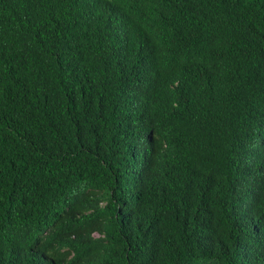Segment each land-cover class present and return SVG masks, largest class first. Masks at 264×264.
I'll list each match as a JSON object with an SVG mask.
<instances>
[{"label": "trees", "instance_id": "1", "mask_svg": "<svg viewBox=\"0 0 264 264\" xmlns=\"http://www.w3.org/2000/svg\"><path fill=\"white\" fill-rule=\"evenodd\" d=\"M0 264H264V0H0Z\"/></svg>", "mask_w": 264, "mask_h": 264}, {"label": "clouds", "instance_id": "2", "mask_svg": "<svg viewBox=\"0 0 264 264\" xmlns=\"http://www.w3.org/2000/svg\"><path fill=\"white\" fill-rule=\"evenodd\" d=\"M142 144H143V142H138V143L134 144L133 147H136L137 149H143ZM144 168H145L144 165L141 166L140 168L138 167V169H137L138 173L136 174L135 181H138L139 183H142L144 181V178L147 177L148 171L147 170L143 171ZM136 220H137L136 215L130 216L129 219H128V223H127L125 231H128L131 228H133L135 223H136ZM91 238L97 240V239L103 238V234H101L98 231H94V232L91 233Z\"/></svg>", "mask_w": 264, "mask_h": 264}]
</instances>
